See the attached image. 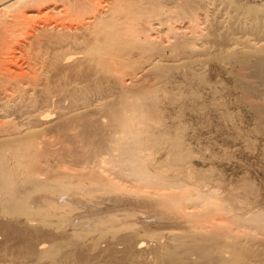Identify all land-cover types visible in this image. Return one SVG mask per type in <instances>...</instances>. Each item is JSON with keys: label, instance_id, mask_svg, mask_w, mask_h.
<instances>
[{"label": "bare ground", "instance_id": "bare-ground-1", "mask_svg": "<svg viewBox=\"0 0 264 264\" xmlns=\"http://www.w3.org/2000/svg\"><path fill=\"white\" fill-rule=\"evenodd\" d=\"M214 1L0 0V216L16 220L6 224L15 230H51L56 218L60 226L52 230L67 237L41 241L28 253L48 264L75 262L82 237L98 231L93 249L111 242L112 252L139 264H264V237L254 246L233 233L264 236V208H243L238 200L237 209H225L223 190L207 183L191 187L168 167L187 154L184 136L163 121L161 99L171 91L178 102L188 94L201 97V85L209 82L206 59L227 64L264 130V29L244 19L264 12V4L224 0L225 18L217 21ZM258 16L251 18L264 20ZM234 22L241 24L237 29L254 27L258 38L241 39ZM181 104L174 106L181 110ZM100 192L158 214L127 209L122 223L97 215L72 218L74 210L99 204ZM151 224L169 230L154 235Z\"/></svg>", "mask_w": 264, "mask_h": 264}, {"label": "rangeland", "instance_id": "rangeland-1", "mask_svg": "<svg viewBox=\"0 0 264 264\" xmlns=\"http://www.w3.org/2000/svg\"><path fill=\"white\" fill-rule=\"evenodd\" d=\"M220 1L218 0L214 1L215 3L216 2L218 3V4L216 3L217 7H220V10H219L220 14L218 13V10H217V14H218L216 15V18L218 17L217 21L224 20L225 18L224 14L226 12L225 5H224L225 3L223 4L224 0L223 1L220 0ZM232 1L238 4H241V5H256V6H259L260 8L264 4V0H232ZM223 9L225 12L223 11ZM254 13L249 14V15H252L254 17L256 14L259 15L258 17H260V15L261 16L264 15L263 11L256 12L255 15ZM249 15L247 18H244L245 22H250L252 23V25L258 24L259 25V26L257 25L258 29L263 30L264 20L263 19L254 20L251 18L252 16H249ZM234 23L240 25V26L237 25L236 28L234 27L235 29L234 32L241 39L247 38V39L254 40L255 38H258L259 33L253 30L254 27L253 29L246 28L245 30V28H243L242 30L241 28L237 29V27H241L240 23H237V22H234ZM258 29L257 31H259ZM206 61L207 63L206 62L202 63L205 66V68L202 67V64L201 66H199L205 69L204 71H206L207 73L205 75L209 78L208 79L209 82H207L208 85H206L207 83L204 85L203 84L201 85V86H204L203 87L204 90H202L203 95L201 97H198L199 100L198 98L195 99L193 96H191L194 98V101L192 99V102H194L193 104L192 102H189L190 101L189 99H191V97L189 98L188 93L186 94L184 93L185 94L184 96L188 94L187 97H184L185 99L178 98L180 102L181 100L182 101L185 100L184 105L186 104L188 105V107L189 106L194 107L195 106L194 104L199 105L197 110L195 108H193L192 110L191 109L192 107L191 108L189 107V111H186L188 110L187 107H186L187 109L184 108L182 110L184 105H182L180 102L176 100L177 96L174 94L176 92H173V91L171 92L173 93L174 96H172L171 92H169L171 96L169 94L168 95L171 98L173 97L172 100L174 99L175 102L177 101L178 104L182 105L181 108L179 107L178 109H181L183 112H181V110H177V107L180 105L176 104L177 102L176 103L174 102L175 104L172 103L173 101L170 102L171 98L169 99V96L164 97L165 100H163V98L161 99V101L163 102L162 103L160 102V106L161 108L164 107L165 109L163 108L162 111L165 110L166 112V113L164 112V114L163 112L161 113L163 114L165 118L163 119V121L166 124L170 123L169 125L172 126L171 127L172 129L169 127L170 128L169 130L171 131L173 129L175 130V133H174V130L171 132L172 134L178 135V137L184 136V138L182 137V140H183V143H185L183 146L185 148H182V149H184L185 154H187L186 159H183L184 162L181 161L183 163H180V160H177L178 162L177 163L173 159V161L175 162L171 161L172 163H170L168 167L169 168L171 167V169L174 168L175 170L178 169V171L182 172L180 174V178L188 181V183L191 184V187H196L198 183H207L209 185L217 186L219 189L223 190L224 196L223 195L221 196H223L222 204H223V207H225V209H237L238 206L241 205L238 203V200L245 201L246 204L243 205L244 206L243 208H255L256 206L260 208H264V130L263 128L260 129L261 128V126H259L260 124H257L259 123V120L256 117L257 113L251 110V108L246 106L245 103L242 101V97L240 93L241 91L238 88L237 81L235 80V78H233L234 77L233 75L232 76L229 75L231 73H229L228 69L224 67V65L226 66L227 64L213 62L208 59H206ZM213 76L214 78L215 77L216 78L214 79ZM207 77H205L206 80H207ZM210 82L213 85L210 84ZM193 84L198 85L197 82ZM209 84L212 87L209 86ZM194 87L196 89V85ZM184 88L185 86L183 87V89ZM186 89L187 88H185V90ZM214 90L216 92H214ZM177 93L179 94L178 91ZM168 100H169L168 103H164V101L167 102ZM186 100H188V103L186 102ZM171 103L173 105H171L170 107ZM164 104H167V105H164ZM174 105H176L177 107ZM167 117L169 119H167ZM176 125L177 127H175ZM176 128L179 130H177ZM65 148L66 149L68 148L69 150L72 149L73 151L74 150L77 151L80 149V148L78 149V147L77 148L63 147V149ZM60 149H58V152H60V154H65V152L68 150V149L67 150L65 149V152H64L63 150H60ZM85 150H86L85 148L84 150L82 148L81 151L85 152ZM149 153H151V151H149ZM202 189H205V188L203 187ZM120 197L121 196H115L111 193L100 192L99 197H98L99 199L97 201V202H100L99 204L95 203V205L91 206V209H88V210L80 209V208H78V210H74L72 212L73 214L72 218H76V221L79 220L80 222H83L87 220V218H91L97 215V216H105V218L112 219L116 223H120V222L122 223L124 221V218H123L124 210L140 209L141 211V209L142 210L145 209L144 206L139 205V203H136L135 201H132L131 199L121 198L124 200L132 201L133 204L131 205H123V204L116 203V202L109 200V199L120 198ZM31 205L35 207L37 203H33ZM42 206L44 207V204H42ZM164 208L166 209V207H163V209ZM158 209L156 208V211L159 213L160 211H162L161 213L168 211L165 209L164 211L162 210V208H160L158 211ZM151 210L150 208H146L144 211H148V212L151 211L148 214L152 216V213H153V215L156 217L158 213L154 212L155 208H151ZM131 218L133 219V217ZM131 218L130 220L125 218V220L130 222L132 220ZM5 219L3 217L1 218L0 216V224H2L3 228L1 225L0 227L1 229H4V230H0V264H48L47 261L45 262V260L37 259L36 255L33 254V252L28 253V248L32 247L33 249H35L34 247H36L37 243L41 241L48 242L51 239L55 241H58L60 239V242L67 241V237L65 235L58 234L59 231H56V230H59L60 228H56L54 230L56 233L52 230V228H54L55 225L56 227L58 225L60 226V223L56 222L58 221L56 218H55V221H54V218L52 219L53 224H51L52 225L51 230H49L50 227L48 225H47L48 227L45 226L46 228L41 225L40 226L38 225V230L43 229L42 231L41 230L38 231L37 229H33V228L26 229L27 227L26 228L21 227L18 230H15L13 225H12L13 227L11 226L9 227V225L11 224L9 225H6V224L12 223V221L15 222L16 220L13 219L12 221H9L8 219L7 220ZM139 219L140 218L134 217L133 221L135 220L139 221ZM36 220H35V223L36 222L38 223L39 219L37 221ZM159 220L161 219L159 218L157 221ZM55 223H58V224H55ZM151 225H152L151 230H154V235L159 236L160 233H167L169 230V229H166V227H164L163 229L161 226H159L162 228L160 229L158 227H155V225L153 224ZM8 227L9 229H7ZM157 228L160 230H158ZM32 229L36 230L34 231L35 233H33ZM46 231H48V234L51 233L52 237L54 236V238H51L50 237L51 234L48 235ZM233 231H234L233 233L243 237V241L252 243L254 244V246H256L257 244H261L259 243L260 242L259 239L261 237L262 238L264 237L258 230L251 231V233L249 234L250 236L248 237L243 235V232L239 230L235 229ZM97 232L98 231L94 233L93 231H91L89 234H87L86 236L84 235V237H82L81 240H83L82 241V243H84L83 246H86V248L85 247L83 248L82 246L80 249L81 251H78L79 256H78L77 261L75 262L63 261L61 264H84L85 261H86V264H88V262H90L89 264H115V263L116 264H120V263L129 264L131 260L128 256H126L128 260L127 259L124 260V258H126L124 256L125 255L124 253H121V252L119 253V251L116 250L117 251L116 252L114 250L116 252L115 254V252H112L113 250H110L111 248H109L110 247L109 245L111 244V242H109L110 244H108L107 242L105 243L103 241L105 246L101 242L100 244H103V247L101 245H98L99 248L94 246L96 248L93 249V246H91L90 243L91 241H94V239H97L96 237L99 236L98 234L100 233H97ZM154 235H152L153 239L154 237H156ZM93 236H95V238ZM152 237H148L147 240L149 241V243H150V240H152ZM100 241L102 240L100 239ZM106 244H108L109 247ZM261 245L264 246L263 242ZM90 246L92 248V251H91V248H89ZM100 248L102 249L109 248V251L111 252L112 257L108 256L110 255L107 253L109 252L108 249H106V251L105 250L101 251ZM122 254H123V257L121 256ZM116 255L121 256L123 260L120 261L119 260L120 257L118 256L115 257ZM116 258H119V259H116ZM116 260L118 261V263L116 262ZM130 263L139 264V262L137 263L135 261L133 262L131 261ZM140 264H147V263H145L142 260L140 261Z\"/></svg>", "mask_w": 264, "mask_h": 264}]
</instances>
